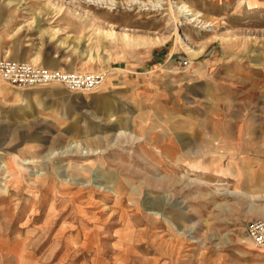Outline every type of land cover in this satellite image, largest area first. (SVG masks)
Wrapping results in <instances>:
<instances>
[{
	"label": "rangeland",
	"instance_id": "374dc122",
	"mask_svg": "<svg viewBox=\"0 0 264 264\" xmlns=\"http://www.w3.org/2000/svg\"><path fill=\"white\" fill-rule=\"evenodd\" d=\"M33 57L104 83L0 80V264H264V0H0Z\"/></svg>",
	"mask_w": 264,
	"mask_h": 264
},
{
	"label": "built area",
	"instance_id": "2783aa9c",
	"mask_svg": "<svg viewBox=\"0 0 264 264\" xmlns=\"http://www.w3.org/2000/svg\"><path fill=\"white\" fill-rule=\"evenodd\" d=\"M0 80L19 89L59 84L73 92L95 91L104 83V77L101 74L52 71L30 62L13 60L0 61ZM249 232L253 244L264 249V222L252 224Z\"/></svg>",
	"mask_w": 264,
	"mask_h": 264
},
{
	"label": "bare ground",
	"instance_id": "6f19581e",
	"mask_svg": "<svg viewBox=\"0 0 264 264\" xmlns=\"http://www.w3.org/2000/svg\"><path fill=\"white\" fill-rule=\"evenodd\" d=\"M171 4V3H170ZM176 4V3H175ZM90 7V6H89ZM171 7V6H170ZM172 8V7H171ZM178 9L180 10V12H182L183 14H185L186 16H194V15H198L199 13H195L192 9H190L189 8V6H187L186 4H183V5H181V6H178ZM199 16H201V15H199ZM198 16V17H199ZM193 20H196V19H194L193 18ZM116 32L115 31H110L109 32V35H110V37H113V36H116ZM127 39H129L128 37H126ZM126 39V40H127ZM158 39V38H157ZM88 60V59H87ZM28 61L29 62H31V63H33V64H37V62H38V58H36V57H33V58H31V59H28ZM110 180V179H109ZM113 183V182H112Z\"/></svg>",
	"mask_w": 264,
	"mask_h": 264
},
{
	"label": "crops",
	"instance_id": "0c3cea01",
	"mask_svg": "<svg viewBox=\"0 0 264 264\" xmlns=\"http://www.w3.org/2000/svg\"><path fill=\"white\" fill-rule=\"evenodd\" d=\"M250 151H252V152H260V153L264 154V147H263V146H258V147L256 148V150H255V149H251ZM255 158H256V162H255V163H259L260 165H261V164L263 165V166H262L259 170H257L256 173L254 174L255 177H256V178L258 179V181H259V179H260L261 177H264V155H257ZM251 177H253V176L251 175Z\"/></svg>",
	"mask_w": 264,
	"mask_h": 264
}]
</instances>
